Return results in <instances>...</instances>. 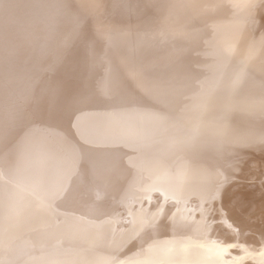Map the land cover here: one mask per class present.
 <instances>
[{"label": "bare ground", "instance_id": "6f19581e", "mask_svg": "<svg viewBox=\"0 0 264 264\" xmlns=\"http://www.w3.org/2000/svg\"><path fill=\"white\" fill-rule=\"evenodd\" d=\"M0 264H264V0H0Z\"/></svg>", "mask_w": 264, "mask_h": 264}]
</instances>
